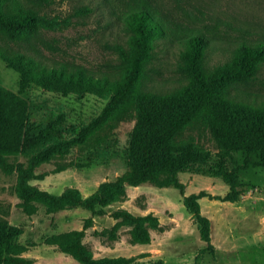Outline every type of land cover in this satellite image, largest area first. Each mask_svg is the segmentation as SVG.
Masks as SVG:
<instances>
[{
    "label": "rangeland",
    "instance_id": "374dc122",
    "mask_svg": "<svg viewBox=\"0 0 264 264\" xmlns=\"http://www.w3.org/2000/svg\"><path fill=\"white\" fill-rule=\"evenodd\" d=\"M34 8L42 24L38 33L17 40L3 33L0 43L34 56L48 66H69L94 74L119 76L131 51L129 33L109 23L104 0H20ZM171 24L205 33L217 46L206 56L209 68L226 61L230 46L244 37L264 39V0H153ZM150 89L165 90L187 82L185 61L177 43L159 42L146 62ZM0 83L9 92L4 100L3 131L13 146L11 167L0 165V215L18 226V241L32 264H83L58 244L53 235L82 229L84 242L96 258L126 256L139 264H264V166L245 165L246 153L223 151L211 128L202 122L186 127L180 138L195 142L206 155L193 167L180 171L184 192L175 185L153 182L126 185L127 198L97 207L84 206L49 211L36 203L27 211L17 193L18 165H31L44 153L33 144L34 134L49 125L74 136L63 150L47 154L34 167L29 182L60 193L79 187L84 195L114 181L129 168V146L139 118L134 102L83 138V128L93 123L109 99L94 94L22 90L20 74L0 57ZM234 95L251 103L264 101V64L255 79L235 83ZM40 156V155H39ZM228 176V177H227ZM229 178L232 180H229ZM234 182L237 200L228 199ZM199 196L202 213L211 221L209 240L185 205V195ZM154 213L160 228H150V243L131 240L133 224L123 214Z\"/></svg>",
    "mask_w": 264,
    "mask_h": 264
},
{
    "label": "trees",
    "instance_id": "16d2710c",
    "mask_svg": "<svg viewBox=\"0 0 264 264\" xmlns=\"http://www.w3.org/2000/svg\"><path fill=\"white\" fill-rule=\"evenodd\" d=\"M107 22L120 26L129 33L131 51L119 76L94 74L78 67L48 66L34 56L12 50L0 43V57L20 74L22 90L33 87L43 91L94 94L109 99L108 105L92 124L83 128V138L113 116L125 110L132 102L138 113V126L129 146V168L114 181L105 182L92 194L84 195L79 187H68L54 193L29 182L34 167L47 154L61 151L74 136L49 125L38 130L31 141L44 146L31 165H18L17 193L27 211L42 203L49 211L84 206L95 212L97 207L127 198L126 185L153 182L159 186L175 185L184 192L185 184L179 172L193 167V162L203 158L206 150L193 138L183 140L182 131L195 122L208 125L220 148L229 153H246L245 165L264 166V101L251 103L232 92L235 83L255 79L264 64V39L244 37L230 46L229 58L213 68L206 64L211 47L217 46L203 32L171 24L162 9L153 0H104ZM42 21L34 8L20 0H0V37L11 33L17 40H27L36 35ZM177 43L185 61L187 82L165 90H154L146 83V62L153 56L159 42ZM9 96L0 83V165L8 169V155L13 146L5 136L4 100ZM228 177V176H227ZM229 180H231L229 178ZM232 181V180H231ZM234 182L228 199L237 200ZM185 205L197 219L201 235L209 240L211 221L201 211L199 196L185 195ZM125 222L133 224L131 240L150 243V228H160V218L154 213L134 214L126 211ZM87 218L82 229L65 231L52 236L50 242L58 244L83 264H139L126 256L96 258L84 242L85 230L91 225ZM21 229L0 215V264H32L33 258L23 254L25 247L19 243Z\"/></svg>",
    "mask_w": 264,
    "mask_h": 264
}]
</instances>
